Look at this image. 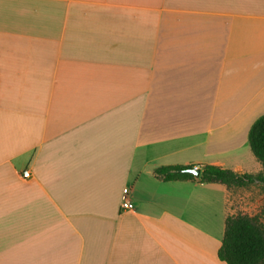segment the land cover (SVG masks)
<instances>
[{"label": "crops", "instance_id": "1", "mask_svg": "<svg viewBox=\"0 0 264 264\" xmlns=\"http://www.w3.org/2000/svg\"><path fill=\"white\" fill-rule=\"evenodd\" d=\"M262 115L264 0H0V264H227L261 184L154 169L260 174Z\"/></svg>", "mask_w": 264, "mask_h": 264}, {"label": "trees", "instance_id": "2", "mask_svg": "<svg viewBox=\"0 0 264 264\" xmlns=\"http://www.w3.org/2000/svg\"><path fill=\"white\" fill-rule=\"evenodd\" d=\"M250 147L262 164L260 174L238 173L230 168L207 164L201 167L200 181L225 184L228 188L260 183L264 191V115L258 117L249 131ZM192 165H165L154 169L161 180L191 179L194 176L182 170ZM263 212L229 215L218 251L220 259L227 264H264V218Z\"/></svg>", "mask_w": 264, "mask_h": 264}, {"label": "built area", "instance_id": "3", "mask_svg": "<svg viewBox=\"0 0 264 264\" xmlns=\"http://www.w3.org/2000/svg\"><path fill=\"white\" fill-rule=\"evenodd\" d=\"M23 176H25V177L30 176V171H29V170H25V171L23 172ZM121 207H122L123 209H132V208H133V203H132V201L130 200L128 190H126V191L124 192V197H123V200H122V203H121Z\"/></svg>", "mask_w": 264, "mask_h": 264}, {"label": "water", "instance_id": "4", "mask_svg": "<svg viewBox=\"0 0 264 264\" xmlns=\"http://www.w3.org/2000/svg\"><path fill=\"white\" fill-rule=\"evenodd\" d=\"M183 172L192 174L195 178H201V167L193 166L187 169L182 170Z\"/></svg>", "mask_w": 264, "mask_h": 264}, {"label": "rangeland", "instance_id": "5", "mask_svg": "<svg viewBox=\"0 0 264 264\" xmlns=\"http://www.w3.org/2000/svg\"><path fill=\"white\" fill-rule=\"evenodd\" d=\"M248 149L247 150H249V151H251V148H250V146L248 145V147H247ZM243 151H245V150H240V153H239V155H241V157H244L245 156V153H242L241 154V152H243ZM252 152V151H251ZM262 193H264V191L262 192ZM262 207L260 208V211H259V213H262L263 212V216H264V194H263V202H262V205H261ZM258 213V214H259ZM264 218V217H263Z\"/></svg>", "mask_w": 264, "mask_h": 264}]
</instances>
